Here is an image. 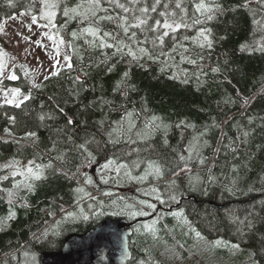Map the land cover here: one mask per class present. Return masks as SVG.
Masks as SVG:
<instances>
[{"label": "trees", "instance_id": "trees-1", "mask_svg": "<svg viewBox=\"0 0 264 264\" xmlns=\"http://www.w3.org/2000/svg\"><path fill=\"white\" fill-rule=\"evenodd\" d=\"M204 2L219 7L53 0L47 28L71 67L35 84L16 64L0 82L28 97L0 102V264H39L68 236L123 218L128 264H264V0ZM39 12L34 0H0V24ZM136 17L147 23L131 27ZM133 159L120 177L150 173L135 185L88 170Z\"/></svg>", "mask_w": 264, "mask_h": 264}, {"label": "rangeland", "instance_id": "rangeland-1", "mask_svg": "<svg viewBox=\"0 0 264 264\" xmlns=\"http://www.w3.org/2000/svg\"><path fill=\"white\" fill-rule=\"evenodd\" d=\"M34 1L36 4L38 3L39 14L32 17H27L22 13L16 14L5 19L0 24V82L3 77L14 76L10 70L16 64L24 66L32 73L35 84L56 72L60 67L68 65V63L63 65L64 61L60 57L62 54L58 53V47L56 45L57 39L52 34L51 28H47V24L50 25L54 22V15H52L54 13L53 0ZM49 4L50 8L48 9ZM33 17H35V20H33ZM59 42L62 45L61 41ZM25 97H27V95H14L13 92L0 88L1 103L12 101V103L8 104L19 105L25 100ZM135 153L139 155L140 150ZM138 163V161L133 159L131 162L117 166L113 164L114 173L111 174L108 171L109 166L96 167V165H93L90 166L88 170H96L97 175H100L103 179L106 175L112 176L110 180L114 185H122L126 182L135 185L137 184L138 178L150 175V173L147 172L134 177L133 175L127 174L129 176L123 178L119 175L121 174L119 168L123 165L134 167ZM94 166L96 168H94ZM98 181L99 179L93 178L85 180L84 182L91 184ZM171 186L172 184H168L166 189H169ZM144 225L147 226V224ZM170 257L173 259L172 256Z\"/></svg>", "mask_w": 264, "mask_h": 264}, {"label": "water", "instance_id": "water-1", "mask_svg": "<svg viewBox=\"0 0 264 264\" xmlns=\"http://www.w3.org/2000/svg\"><path fill=\"white\" fill-rule=\"evenodd\" d=\"M131 229L124 219H107L84 234L68 236L58 252L43 253L40 264H128Z\"/></svg>", "mask_w": 264, "mask_h": 264}, {"label": "snow or ice", "instance_id": "snow-or-ice-1", "mask_svg": "<svg viewBox=\"0 0 264 264\" xmlns=\"http://www.w3.org/2000/svg\"><path fill=\"white\" fill-rule=\"evenodd\" d=\"M95 3H96V5H97V7H98V6H99V3H100V0H95ZM119 7L123 8L124 12H128V11H129V9L126 8V7H124V5H119ZM218 7H219L218 5H212V6H209V5L205 4L204 0H200V3H197V4L195 5V9H196V11H197V12H201V13H211V12H213L214 8H217V9H218ZM152 10L155 11V7H154V6H153ZM140 11H141L142 13H146V12L148 11V9H147V8H143V9H141ZM67 14H68V13H67V11H66V12H65V15H67ZM52 15H54V13H53ZM93 15H95L94 12H93ZM161 15H164V14L162 13ZM107 18H108V19H111V17H107ZM207 18H208L209 20H211V19L213 18V16H212V15H208ZM121 19H122V20H127V17H122ZM135 19H136V23L133 24V25H131V27L139 28V27H141L142 25H145V24L147 23V21H146L145 19H141L140 17H136ZM33 20H35V17H33ZM196 23H199V20H197ZM156 25H160L163 29H172L173 31H175L176 28H179V27L181 26V25L178 24V23L175 24V26H173V24H172V23H169L168 20H165V21L163 22L162 25H161V21H160V20H157V21H156ZM123 30H124L125 33H128V31H129V27L124 26ZM152 30H153V31H156L157 29L155 28V26H153ZM85 31L90 32L92 35H95V34H96V30L91 29V28L86 29ZM204 33H205V30H204V29H201L200 35L204 36V39L207 41V36L204 35ZM105 35H109V34H108V33H105ZM167 35H168V32H167V31H164L160 36H157L156 39L162 43V42H163V36H167ZM135 37H136V33H135V32H132L130 39H133V38H135ZM101 46H103V45H101ZM208 46H209V47L211 46V42H210V41L208 42ZM118 50H119V49H118ZM139 51H140L141 53H144V52L146 51V49H144V48H140ZM129 54H130V55H133V57L135 58V53H134L130 48H129ZM64 59H65V61H67V60L69 59V57H68V56H65ZM68 66L71 67V65H68ZM53 74H55V73H53ZM9 78H10V79H16L15 76H11V77H9ZM46 79H47V77H46ZM77 79H79V77H77ZM18 91H19V89L13 90V94L15 95V93L18 92ZM25 99H28V97H25ZM7 102H8V103H12V101H7ZM17 106H19V105H17ZM154 119H155V118H154ZM70 122H71V121H69V123H70ZM29 135H35V134H34V133H30ZM81 147H83V145H81ZM180 160H182V161L185 160V157L181 156V157H180ZM29 163H31V162H29ZM111 163H112V161H109V162H108V164H111ZM201 163H203V161H201ZM108 164H106L105 167H108ZM38 167H39V166H38ZM149 168H151V169H152L157 175L160 174V168H159L158 166L155 165V162H149ZM27 171H28L29 173H32V169H31V168H28ZM34 176H35L36 179H39V178H40V174H34ZM144 178H145V177H140V179H144ZM29 187H31V186L29 185ZM78 191H79V190H78ZM140 214H143V213H140ZM13 215H14V214H13ZM68 215H72V214L69 213ZM84 218L87 219L86 216H85ZM248 227H249V228L252 227L251 222H249ZM197 235L199 236V233H197ZM216 243L219 244L220 241H217ZM233 247H238V245H233Z\"/></svg>", "mask_w": 264, "mask_h": 264}, {"label": "bare ground", "instance_id": "bare-ground-1", "mask_svg": "<svg viewBox=\"0 0 264 264\" xmlns=\"http://www.w3.org/2000/svg\"><path fill=\"white\" fill-rule=\"evenodd\" d=\"M124 219V218H123ZM125 221H126V219H125ZM128 223V222H127ZM131 227V226H130ZM132 229V228H131Z\"/></svg>", "mask_w": 264, "mask_h": 264}]
</instances>
